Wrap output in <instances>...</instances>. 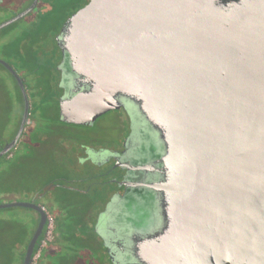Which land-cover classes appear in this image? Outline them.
<instances>
[{"label": "water", "instance_id": "water-1", "mask_svg": "<svg viewBox=\"0 0 264 264\" xmlns=\"http://www.w3.org/2000/svg\"><path fill=\"white\" fill-rule=\"evenodd\" d=\"M35 5V4H33ZM26 11L0 24L17 21ZM59 120L129 118L141 159L100 213L112 264H264V0H88L56 36ZM24 98L15 147L29 103ZM46 214L29 202L0 204Z\"/></svg>", "mask_w": 264, "mask_h": 264}, {"label": "rangeland", "instance_id": "rangeland-1", "mask_svg": "<svg viewBox=\"0 0 264 264\" xmlns=\"http://www.w3.org/2000/svg\"><path fill=\"white\" fill-rule=\"evenodd\" d=\"M83 2L74 0H64V5L56 4L55 9L48 17L46 22V27L42 30L36 32L33 39L41 38L45 43L48 44L46 49L43 50H26L24 46H10L6 47L7 43H14L15 45L19 42L23 35L19 36L22 32L21 30L29 26L34 22V18L40 15L37 13H29L22 19L6 26L0 30V59L6 61L9 65L15 66L18 70L19 75L24 76V71L20 67L23 61H39L43 64L50 63L54 68L60 59L59 49L56 43V36L58 34L59 28L63 21L74 13L79 6H82ZM43 7V4H39V8ZM23 6L20 8L11 7L7 11L0 14V23L11 19L17 12L21 11ZM37 14V15H36ZM35 15V17H34ZM8 45V44H7ZM38 72L32 74L30 82V91L28 95H32V101L39 104V98L42 95H47L46 99L51 105H56V97L60 95V90L58 84L55 83L53 90L47 93L43 90H39L34 84L36 82ZM40 78V77H38ZM41 95V96H39ZM55 96V97H54ZM52 97V98H51ZM38 98V100H37ZM21 92L16 86L14 79L5 69V67L0 64V148L4 145L5 140H7L13 133L15 129L17 118L21 115ZM55 102V104H54ZM55 107V106H54ZM53 116L52 118H54ZM44 118V119H43ZM51 118V119H52ZM50 126H53L56 130H59L63 137L60 140H68L72 145L81 144H92L95 146L111 147L113 149H119L125 142L124 138L128 132L127 122L123 119L120 112L110 111L102 116H100L91 127L86 126H75V125H64L58 123L56 120H46L45 117H39L36 123L34 133L38 137V132H46L50 134V137L56 136V134L50 130ZM58 140V141H60ZM57 141V142H58ZM75 150V149H74ZM59 150H54L53 153H49L48 156H39V164L46 159L51 163L50 174L47 176H42L37 180L24 179L16 177H9V169H5L3 173H0V204L11 203V202H26L30 201L32 195H38L43 192H49V197H52V201L48 204L49 211H51V216L55 222L54 232L55 236L63 227L62 215L66 216V220H71L72 222L67 223V229L70 231L72 228L69 224L78 222L79 225L82 223L93 222L97 213L103 207V202L107 196L109 189L115 188V184L111 181H107L108 176L100 175L103 171L109 168L107 165H94L77 163L75 159H71L68 155L64 156ZM73 151V150H71ZM69 151V152H71ZM105 152V151H103ZM133 152H136L133 155ZM140 149L137 143L132 142L128 156L132 159L141 160L136 157L140 154ZM52 157V158H50ZM30 159V158H29ZM46 160V161H47ZM54 160V162H52ZM5 161L4 157H0V166L2 162ZM12 160L5 161L8 163H13ZM20 170V168L18 169ZM79 170V171H78ZM14 171V170H13ZM92 175V176H91ZM95 175V176H93ZM87 176V177H86ZM116 174L109 175V177H116ZM20 177V176H19ZM80 178V180H77ZM54 182L53 185L47 186L49 183ZM68 186V188L83 189L88 192V202L92 203V206H81L77 210L68 206L65 211L63 208L59 207V202L54 197L57 194L66 193L67 195L76 196L79 191L64 189L63 186ZM46 195V196H47ZM45 196V197H46ZM70 205V204H69ZM66 209V208H65ZM18 224L26 226L25 237L28 240L37 225V218L35 217V212L32 209L24 207H7L0 209V238L7 237L10 238L14 236ZM24 242L23 247L27 243ZM73 240L71 241V243ZM86 247V248H84ZM72 249L74 246L72 245ZM23 250V248H22ZM79 254L86 256V259L82 260V264H110L107 256L102 249V247L97 246H86L83 244L81 247L77 248ZM81 257V256H80Z\"/></svg>", "mask_w": 264, "mask_h": 264}, {"label": "flooded vegetation", "instance_id": "flooded-vegetation-1", "mask_svg": "<svg viewBox=\"0 0 264 264\" xmlns=\"http://www.w3.org/2000/svg\"><path fill=\"white\" fill-rule=\"evenodd\" d=\"M74 1L83 2V5L79 6L78 9L83 7L85 3L88 2V0H74ZM39 4H43V7L41 6L39 8L38 7ZM56 4L64 5V0H0V14L2 12L7 11L11 7L20 8V6H23V9L17 12L13 16L15 17L16 15L26 11L27 9H29V7L33 5L32 9L29 12H27L23 17H25L27 14L32 13V12L39 14L41 17V19L39 20L38 16L35 17L34 15L35 17L34 22H32L29 26L21 30L22 32L19 34V36L21 35L23 36L22 38H20L19 42L16 45L14 43L9 42L7 43L8 45L6 44L4 46L21 47L23 45L24 49L26 50L46 49V47L48 46L47 43H45L41 38L33 39V37L35 36L36 32L38 33V31L42 30L43 27H46V22L48 20V17L51 15L53 10L55 9L54 7ZM23 17H21L20 19H22ZM65 20L61 24L58 33L60 32L61 27L64 24ZM59 56H60V59L54 68L50 65L49 62H47V64H43V62H39L36 60L21 62L20 67L24 71V76L18 74V70L15 68V66L10 65L12 70L22 80V84L24 86L26 96L28 99L29 108H28V115H27V118L24 124V129L15 147L12 148L9 152L4 154L3 156H1V157H4L5 161L12 160L14 157V161L13 163H8V162L3 161L0 166V173H3L5 169L8 168L9 177H14V176L16 177V174L18 175V178L32 179V180H37L40 177L42 178V176L46 177L47 174H50L51 163H49V161L46 159L47 161L43 160V162L39 164V156L46 157L49 155V153H53L54 150L55 151L59 150L58 152L63 154L61 155L63 156V158H65L64 156L68 155L71 159H75L77 163L79 162L83 164L93 163L94 165H97V166L107 165L109 168H107L105 171L100 173V175L102 174V175L108 176L107 181L113 182L115 184V188L109 189L107 196L103 202V207L97 213L98 215H96L93 222L82 223V225H79L78 222H75L73 224L71 223L69 225L71 226L70 228H72V230L69 231L67 229L68 228L67 223L72 222V221L68 219L66 220V216L62 215V218L64 219L63 227L59 231V233L55 236V234H53L55 222L53 220V217L51 216L52 215L51 211H49L50 208L47 207V203L48 202L50 203L52 201V197H49V194L47 195V193L49 192L47 193L43 192L38 195H32L31 200L26 201V202L33 203L39 206L41 210L46 214L45 224L42 228L40 235L38 236L35 242L33 252L31 255V261L29 264H82L81 261L84 260V258L86 259V256H84V253L79 254V252H77V248L81 247L83 244H85L86 246H92V247L101 246L107 256L109 263L112 264L109 260L107 249L103 245V237L99 234V232L103 234L105 233L104 230H102V226L104 225L105 227V224L104 222L101 223V222H98L97 220L99 217H101L99 215L105 209L106 204L108 200L111 198V196L114 195L115 193L121 194L123 192L124 185H120L122 180L128 179L131 181H138L141 178L142 172L139 168L132 170V169L121 167L122 163L126 165L128 164L130 166L137 163L131 157L136 152H133V155L131 156L127 155L131 145L125 148L124 145L122 144L119 149H116V148L113 149L111 147H104V146H95L92 144H88V145L81 144L75 147V145H72V143L68 140L66 141L60 140V137H63V136L61 135L60 131L53 128V126H50V130L48 131L54 132L56 136H53L51 138L50 134L47 133V131L40 132V133L38 132V137L35 136L34 133H37V131L35 130V127H36V123L39 117H45L46 120H50V121L54 119L58 123H60V125L61 124L74 125V124L63 123L59 120L58 100L62 93V90L59 87L58 88L60 90V95H57L56 97L57 98L56 105H51L49 101H47L46 99L47 95H42V96L39 95L41 96L39 98V104L37 105V103L35 102L33 104V101H32L33 96L30 94L28 95V92H31L29 81L33 79L31 75L37 72H38V75L36 78V82H34V84L37 86V88H39L40 91L43 90L47 93L52 92L53 86L55 85V83L58 84L59 79H60V70L57 68L58 64L61 61L60 49H59ZM5 69L12 76L16 86L21 92L20 87L13 73L7 68ZM20 104H21V115L19 116V118H17L15 129L13 130L12 135L7 140H5L4 145L11 142V140L15 137L20 127V124L22 122L23 113H24V98H23L22 93H21ZM111 111L120 112L123 119L127 122V125H128V132L126 134V137H127L130 131L129 118L127 114L125 113L123 109L111 110ZM109 112L110 111L106 113H109ZM53 116L55 117L52 118ZM75 126H82V125H75ZM91 126L92 125H89L86 127H91ZM126 137L124 138V140L126 139ZM3 146L0 149H2ZM52 162H54V160H52ZM19 168L20 170H18ZM116 173H117L116 177H112V178L109 177V175L116 174ZM77 180H80V178H78ZM53 183L54 182H51L47 186L53 185ZM63 188L79 191V194H77L76 196L67 195L66 193H63V194H57L54 197V199L58 200L59 207L63 208L65 211L67 210L68 206H72V208H74L75 210H77L81 206H87V207L92 206V203L88 202L89 196H87L88 192L86 191V189L81 190V189H75V188H68V186H65V185L63 186ZM32 210L35 212V217L37 218V225L34 228L28 240L25 237V233L27 230L26 226L25 225L22 226L20 224H18V226L16 227L17 230L14 236L12 235L10 238H7L4 236L0 238V264H23L24 263L27 246L40 221V213L34 209ZM26 240H27V243L23 247L24 242H26ZM72 240L73 242L71 243ZM72 245L74 246L73 249L71 248Z\"/></svg>", "mask_w": 264, "mask_h": 264}]
</instances>
